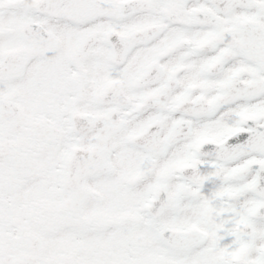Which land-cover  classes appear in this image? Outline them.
Here are the masks:
<instances>
[{
  "label": "flooded vegetation",
  "instance_id": "af4514ba",
  "mask_svg": "<svg viewBox=\"0 0 264 264\" xmlns=\"http://www.w3.org/2000/svg\"><path fill=\"white\" fill-rule=\"evenodd\" d=\"M0 227V264H264V0H0Z\"/></svg>",
  "mask_w": 264,
  "mask_h": 264
},
{
  "label": "rangeland",
  "instance_id": "374dc122",
  "mask_svg": "<svg viewBox=\"0 0 264 264\" xmlns=\"http://www.w3.org/2000/svg\"><path fill=\"white\" fill-rule=\"evenodd\" d=\"M0 228H3V227H0ZM2 235H6L7 236V234H5V233H1Z\"/></svg>",
  "mask_w": 264,
  "mask_h": 264
}]
</instances>
